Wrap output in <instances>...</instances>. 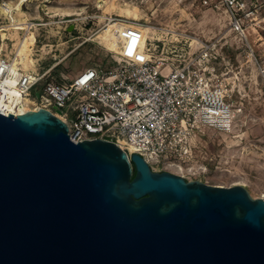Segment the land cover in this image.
Segmentation results:
<instances>
[{
    "label": "water",
    "instance_id": "1",
    "mask_svg": "<svg viewBox=\"0 0 264 264\" xmlns=\"http://www.w3.org/2000/svg\"><path fill=\"white\" fill-rule=\"evenodd\" d=\"M0 113V264H264V199Z\"/></svg>",
    "mask_w": 264,
    "mask_h": 264
},
{
    "label": "built area",
    "instance_id": "2",
    "mask_svg": "<svg viewBox=\"0 0 264 264\" xmlns=\"http://www.w3.org/2000/svg\"><path fill=\"white\" fill-rule=\"evenodd\" d=\"M203 4L224 8L232 29L254 56L252 43L264 41V4L258 0H203ZM104 26L116 39V65L84 69L67 84L48 82L34 100L38 110L46 109L65 122L74 143L109 141L129 156L138 154L149 165L162 164L185 179L203 172V167L194 165L196 143L209 130L231 133L237 117L230 90L210 67L218 57H212L206 46L188 60L168 62L156 56L157 46L148 41L144 45L141 23L110 16ZM2 50L0 95L17 57L3 55ZM56 67L43 74L20 71L17 87L24 98H31ZM74 96L80 99L72 101ZM67 103L70 114L64 110Z\"/></svg>",
    "mask_w": 264,
    "mask_h": 264
},
{
    "label": "rangeland",
    "instance_id": "3",
    "mask_svg": "<svg viewBox=\"0 0 264 264\" xmlns=\"http://www.w3.org/2000/svg\"><path fill=\"white\" fill-rule=\"evenodd\" d=\"M21 1L0 0V47L2 54L9 57L15 54L14 41H3L1 29L11 24L12 14L5 13L3 8L9 3L16 6ZM26 1L23 9L34 24L32 31L37 39L36 72L43 74L53 65L57 66L32 91L30 99L33 100H38L39 93L50 81L67 84L84 69L97 66L111 69L116 65L113 50L100 37L106 29L105 17L134 21L137 8L141 24L157 29L154 40L149 39L148 43L157 46L156 56L168 62L188 60L203 53V47L210 46L212 57H218L210 67L216 68L219 79L233 96L236 124L229 134L206 131L196 143L194 164L204 171L188 175L186 180L212 187L242 186L253 199L264 197V41L252 43L253 56L232 29L222 6L206 7L203 0H108L99 9V0ZM258 1L264 4V0ZM23 36L21 31L20 38ZM193 40L198 41L194 46ZM79 99L74 96L72 101ZM64 110L70 114L69 103ZM150 166L157 173L176 174L162 164Z\"/></svg>",
    "mask_w": 264,
    "mask_h": 264
},
{
    "label": "bare ground",
    "instance_id": "4",
    "mask_svg": "<svg viewBox=\"0 0 264 264\" xmlns=\"http://www.w3.org/2000/svg\"><path fill=\"white\" fill-rule=\"evenodd\" d=\"M107 1L108 0H99L98 8L102 9L105 7L108 3ZM26 2V0H22L21 3L16 6L9 3L3 8L5 13L12 15L10 16L11 24L1 29V37L3 41H14L15 53L17 55L11 64L12 75L11 77H6V84L1 89L3 95H0V112L4 114L22 115L38 110L36 102L28 97L24 98L23 92L17 87L19 81L17 76L20 75V71L27 74L36 72L39 64V60L34 58V48L37 40L35 32L32 31L34 24L30 22L27 12L23 9V5ZM126 11L129 14H132L130 9H127ZM134 15V21L141 23V19L138 18L137 8L135 9ZM142 28L144 45H146V41L149 39L154 40L153 35L157 32V29L149 24L143 26ZM7 31L10 32V35ZM21 31L24 33L22 38H20ZM100 37L109 49H115L116 39L109 30H105L103 35ZM196 43H198V41L193 40L192 46ZM13 74L16 76H13ZM261 199H264V197Z\"/></svg>",
    "mask_w": 264,
    "mask_h": 264
},
{
    "label": "crops",
    "instance_id": "5",
    "mask_svg": "<svg viewBox=\"0 0 264 264\" xmlns=\"http://www.w3.org/2000/svg\"><path fill=\"white\" fill-rule=\"evenodd\" d=\"M8 56V55H7Z\"/></svg>",
    "mask_w": 264,
    "mask_h": 264
}]
</instances>
